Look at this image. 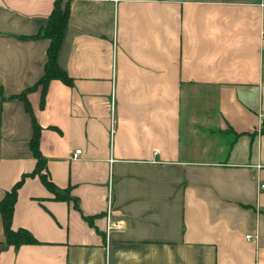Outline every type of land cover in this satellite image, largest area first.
<instances>
[{
  "label": "crops",
  "instance_id": "0c3cea01",
  "mask_svg": "<svg viewBox=\"0 0 264 264\" xmlns=\"http://www.w3.org/2000/svg\"><path fill=\"white\" fill-rule=\"evenodd\" d=\"M34 120L0 264H264V0H0V203Z\"/></svg>",
  "mask_w": 264,
  "mask_h": 264
},
{
  "label": "trees",
  "instance_id": "16d2710c",
  "mask_svg": "<svg viewBox=\"0 0 264 264\" xmlns=\"http://www.w3.org/2000/svg\"><path fill=\"white\" fill-rule=\"evenodd\" d=\"M70 8L68 5L62 7L61 3L56 2L55 8L49 18V22L47 26L42 30V32L36 37L39 38H47L50 40V45L48 48V61L45 65L44 75L40 79L39 83L33 88L35 89L38 86H42V101L45 99V94L47 92L48 84L53 79H60L67 84H71L72 80L68 76V74L58 65L57 57L62 45L63 37L65 30L68 25ZM31 89L26 90L19 97L22 98L25 103L28 111H31L30 105L27 101L26 94ZM34 134L33 138L30 141V148L34 154V157L37 160L36 168L33 173L29 175H25L21 181H19L10 192H7L5 197L0 203V213L3 219L4 224V232L6 237V242L9 245H13L16 248L20 247L24 244H35L37 240L34 236L26 229L20 228L18 230H14L12 228V220L14 209L18 197V190L23 184L24 180L28 176L40 175V179L43 184L50 190L56 191L59 193L54 184L50 181L47 174H43L42 171L46 169V159L40 152L39 148V137H40V127L38 124L33 121ZM57 198H63L61 196H57Z\"/></svg>",
  "mask_w": 264,
  "mask_h": 264
},
{
  "label": "built area",
  "instance_id": "2783aa9c",
  "mask_svg": "<svg viewBox=\"0 0 264 264\" xmlns=\"http://www.w3.org/2000/svg\"><path fill=\"white\" fill-rule=\"evenodd\" d=\"M81 152H82L81 150H76V152L74 153V157H77V155L81 154ZM260 188L264 190V184H261ZM247 238L248 239H255L253 236H250V235H248Z\"/></svg>",
  "mask_w": 264,
  "mask_h": 264
}]
</instances>
